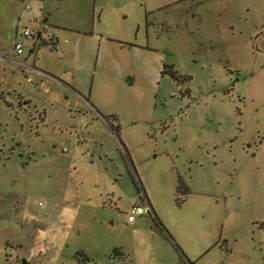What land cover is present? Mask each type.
Returning a JSON list of instances; mask_svg holds the SVG:
<instances>
[{"label":"rangeland","instance_id":"374dc122","mask_svg":"<svg viewBox=\"0 0 264 264\" xmlns=\"http://www.w3.org/2000/svg\"><path fill=\"white\" fill-rule=\"evenodd\" d=\"M22 3L24 27L41 3L74 6L0 0V264H264V0H149L154 72L103 78L106 121L76 119L65 92L45 122L47 93L14 62L31 42L15 54L2 20ZM130 8L108 26L146 42ZM141 189L153 210L134 225Z\"/></svg>","mask_w":264,"mask_h":264},{"label":"crops","instance_id":"0c3cea01","mask_svg":"<svg viewBox=\"0 0 264 264\" xmlns=\"http://www.w3.org/2000/svg\"><path fill=\"white\" fill-rule=\"evenodd\" d=\"M92 4L91 9L94 11L91 15L90 0H73L74 6L67 8L58 6L55 10L41 3V12L35 11L31 15L36 16L32 20L33 27L25 26L37 32L38 41L36 43L30 41L25 57L26 60L32 58L34 64L26 66L24 65L26 60L14 62L25 66L23 73L27 80L35 82L47 93V105H44L43 111L39 112L43 122L47 121L49 115L48 105L65 109L71 106L70 102H62L61 95L65 92L75 96V106L81 108L75 110L71 108L76 119L79 118V113L86 112L106 121L104 114L107 106L104 107V99L100 98V94L106 91L102 84L103 78L111 77L123 81L130 74H137L140 70L147 74L155 70V58L152 54L154 49L150 43L153 34L150 25L154 21L151 13L154 6L149 5V0H93ZM131 5L142 7L139 27L144 25L146 29V42L139 41V32L133 35L128 27H122L124 28L122 31L113 33L114 31L108 26V22H116V25L120 26L114 9L121 12L120 16L128 19L132 10ZM24 8L32 7L29 4L25 7L23 3L15 5L7 9L2 19L6 20L10 29L15 28L12 48L15 54H20L15 51L14 43L23 30L20 27L23 26ZM108 8L112 11L110 12ZM4 48V43L0 39L2 61L9 60L10 56V50L4 52ZM165 64L168 63L163 62L159 67L162 73ZM0 69H3L2 66ZM20 98H22V106L31 101L27 99L24 102L25 95L19 94L18 101ZM81 103L86 107L81 106ZM58 117V114L53 115L55 121H60ZM60 152L63 155L71 153L65 148ZM136 223L137 217L132 224Z\"/></svg>","mask_w":264,"mask_h":264},{"label":"built area","instance_id":"2783aa9c","mask_svg":"<svg viewBox=\"0 0 264 264\" xmlns=\"http://www.w3.org/2000/svg\"><path fill=\"white\" fill-rule=\"evenodd\" d=\"M21 34L24 37V39L28 41H32L33 43H36L38 41L37 32L30 27H24ZM23 48H24V41L16 38L14 43L15 51L21 52ZM140 196L142 198V204H138L137 202H135L133 207L128 213V221L130 223H133L135 221L137 215L151 212L153 210L149 202V199L143 189L140 190Z\"/></svg>","mask_w":264,"mask_h":264},{"label":"trees","instance_id":"16d2710c","mask_svg":"<svg viewBox=\"0 0 264 264\" xmlns=\"http://www.w3.org/2000/svg\"><path fill=\"white\" fill-rule=\"evenodd\" d=\"M51 43L54 44L53 41H51ZM167 72H170L173 77H177V74L175 72L173 64H165L164 65L163 73H167ZM145 194H146V192H145Z\"/></svg>","mask_w":264,"mask_h":264}]
</instances>
